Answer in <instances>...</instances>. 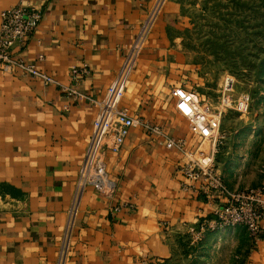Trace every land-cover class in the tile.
<instances>
[{"label":"crops","instance_id":"crops-1","mask_svg":"<svg viewBox=\"0 0 264 264\" xmlns=\"http://www.w3.org/2000/svg\"><path fill=\"white\" fill-rule=\"evenodd\" d=\"M155 2L0 0V24L1 13L19 4L43 11L38 28L14 55L59 83L46 86L18 68H0V264H58L84 165L86 174L105 182L108 177L114 192L106 197L85 186L66 264H148L169 250L160 221L173 232L187 221L191 226L212 218L213 206L184 188L182 154L168 150L158 135L132 128L118 153L105 151L107 176L99 172L105 117L89 148L99 105L115 84L124 87L119 108L129 116L185 140L189 150L199 145L169 97L174 87L191 89L175 81L185 58L180 37L167 33L180 23L177 0L167 4L147 48L128 70ZM189 78L208 89L205 78ZM259 244L256 254L262 256L264 236Z\"/></svg>","mask_w":264,"mask_h":264},{"label":"rangeland","instance_id":"rangeland-1","mask_svg":"<svg viewBox=\"0 0 264 264\" xmlns=\"http://www.w3.org/2000/svg\"><path fill=\"white\" fill-rule=\"evenodd\" d=\"M170 1L161 4L143 44H134L128 70L135 67L137 56L147 48ZM177 1L180 23L167 33L172 38L180 37L178 45L185 61L175 81L181 87L191 88L188 91L196 95L204 111L212 115L222 113L221 130L226 139L219 146L216 161L226 185L240 189L258 187L264 183V0ZM189 73L205 78L208 89L193 86ZM223 96H229L232 103L246 97L248 111L242 114L235 104L225 110ZM100 155L104 162V154ZM160 222L166 233L162 241L169 250L162 257L152 256L148 264H264V254H256L260 244H255L241 227H222L193 242L188 234L193 221L173 232L169 231V222ZM60 252L61 248L59 257Z\"/></svg>","mask_w":264,"mask_h":264},{"label":"built area","instance_id":"built-area-1","mask_svg":"<svg viewBox=\"0 0 264 264\" xmlns=\"http://www.w3.org/2000/svg\"><path fill=\"white\" fill-rule=\"evenodd\" d=\"M163 1L156 0L142 26L143 29L141 28L139 32L141 34L134 43L136 46L143 44L145 34ZM43 16L42 10L29 4H19L1 13L0 68L9 71L18 68L25 75L41 80L46 86H58L59 83L54 78L14 55L15 47L22 46L27 42L43 20ZM74 72L77 75V71ZM69 92L72 90L70 89ZM123 94L124 87L122 85L115 84L108 89L105 99L99 105V113L89 148L104 117L106 119L105 133L99 145V154H105L106 150L114 154L118 153L130 130L138 126L158 135L168 150H177L183 156L179 171L187 181L184 183V188L196 196H202L214 208L212 218H204L197 224L189 226L188 234L193 242L202 240L206 233L215 232L222 227H241L248 232L255 244H259L264 236V227H262L264 221V183L258 187L244 190H231L226 185L216 161L219 146L226 139V134L221 130L222 113L212 115L210 112L204 111L196 95L192 92L182 88L173 90L172 96L176 102V110L188 121L191 133L200 140L199 145L194 150H189L186 148L185 140L169 138L160 127L132 118L127 110L119 108ZM232 101L229 96H223L222 106L225 110L233 108L232 104H235V108L242 114L248 111L249 104L246 97L234 101L235 103ZM104 165L102 160L100 170L103 175L107 176ZM84 168L69 211L58 264H65L66 262L73 222L85 186L93 185L101 194L108 195L114 192V184L108 177L105 179L106 182L94 178L92 173L86 174Z\"/></svg>","mask_w":264,"mask_h":264},{"label":"bare ground","instance_id":"bare-ground-1","mask_svg":"<svg viewBox=\"0 0 264 264\" xmlns=\"http://www.w3.org/2000/svg\"><path fill=\"white\" fill-rule=\"evenodd\" d=\"M99 172L102 173L101 170H99Z\"/></svg>","mask_w":264,"mask_h":264}]
</instances>
